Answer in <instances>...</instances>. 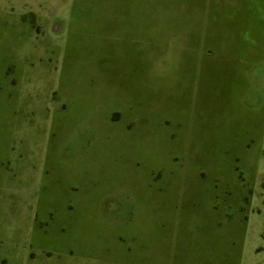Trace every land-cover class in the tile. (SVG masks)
Segmentation results:
<instances>
[{"label": "rangeland", "instance_id": "rangeland-1", "mask_svg": "<svg viewBox=\"0 0 264 264\" xmlns=\"http://www.w3.org/2000/svg\"><path fill=\"white\" fill-rule=\"evenodd\" d=\"M111 3L112 0H0L2 148L10 137L16 143L34 131L46 135H42L46 140L41 139V143L46 141V145L50 137V148L57 141L69 152L71 156L65 160L78 162L91 155L98 170L110 171L120 163L129 169L124 187L114 184L106 189L111 194L123 192L122 209L112 215L101 213L97 221L101 228L96 229V234L70 238L69 242L49 238L43 245L35 235L30 244L31 236L16 235L9 229L0 237V264H173L167 262L163 246L156 243L159 230L154 226L152 200L147 203L145 195L141 211L138 208L137 185L144 181L141 193L147 190L155 180L152 169H161L156 182L159 186L178 169L192 175L193 170L202 169L201 165L215 162L235 167L239 181V195L230 202L214 200L208 205V211L216 215L212 224L219 225L225 249L230 250L224 264H264V125L262 130L252 128L251 138L243 129L246 125L240 124L239 135L246 138L210 140L205 146L204 141L192 140L186 122L194 116L189 105L181 101L182 92L177 88L172 93L169 88L170 73L176 74L178 61L171 64L168 38L164 45L162 39L159 59V73L166 86L155 96V106H161L157 117H153V111L147 115L142 108L136 111L127 94L121 100L111 98L112 75L106 73L110 74L112 64L127 58L131 46L134 51L136 44L141 47L147 43L141 37L130 39L125 27L112 26ZM175 45L179 57V39ZM126 67L124 71L129 76L130 68ZM19 78L31 87L26 92L28 99H15V92L13 99L7 95L12 80ZM114 86L117 88V84ZM133 87L128 85L129 90ZM260 94L264 100V85ZM153 99L151 93V102ZM112 113L119 115L117 120L111 121ZM209 115L210 119H218ZM24 117L37 122L33 131L26 132L27 125L20 122ZM153 120L162 123L160 134L151 132ZM173 133L175 138L170 139ZM260 134L261 140L253 138ZM145 165H151L148 171ZM206 175L209 178L205 180H214L209 173ZM104 192L99 189L98 196ZM111 205V201L107 202L102 209ZM210 206L216 207L215 211Z\"/></svg>", "mask_w": 264, "mask_h": 264}, {"label": "crops", "instance_id": "crops-1", "mask_svg": "<svg viewBox=\"0 0 264 264\" xmlns=\"http://www.w3.org/2000/svg\"><path fill=\"white\" fill-rule=\"evenodd\" d=\"M132 2L128 12L135 13L134 19H125L123 14L122 19L112 18V26L125 27L130 39L141 37L147 43L141 47L136 44L134 51L131 46L132 52L128 48L127 58L112 64V71L106 73L112 75L111 98L121 100L127 94L136 111L142 108L146 115L153 111V117H157L161 106H155V96L166 86L159 73V59L168 38L171 64L178 61L176 74L170 73L169 88L172 93L177 88L182 92L181 101L189 105L194 116L186 122L192 140L204 141L205 146L210 140L246 138L239 135L240 124L246 125L243 129L248 131L245 134L249 138L252 128L262 130L264 100L259 93L264 85V0ZM111 7L117 8V5L112 3ZM120 10L123 13L127 10L124 4ZM162 11H167V20H162ZM178 39L179 57L175 45ZM126 66L130 68L129 76L124 71ZM23 82L21 78L12 80L7 93L10 99L14 92L15 99L29 98L26 92L31 87ZM128 85L134 87L129 90ZM209 114L218 119L208 118ZM118 116L112 113L111 121ZM29 118L20 120L27 125V133L37 123ZM143 122L146 124L149 120ZM167 123L163 121V125ZM151 132L160 134L162 123L153 120ZM42 135L33 131L16 143L10 137V142L2 148L0 134V237L13 229L16 235L31 236L30 244L33 235L39 244L54 237L64 242L79 239L81 235L90 238L101 228L97 225L101 213L112 215L122 209L123 192L117 190L111 194L106 189L114 184L124 187L128 182V165L120 163L109 171L98 170L91 155L78 162L65 160L71 154L57 141L50 148V137L46 145V141L41 143V139L46 140V135ZM253 136L262 138V134ZM174 138L173 133L170 139ZM150 166H144L146 171ZM201 166L192 175L178 169L159 186L156 182L161 169H152L155 180L147 190L141 193L142 186H146L144 181L137 185L138 208L141 211L145 195L147 203L152 200L154 226L159 230L156 243L163 246L169 257L167 262L173 261V264H224L225 255L230 252L228 247L225 249L219 225L212 224L216 215L208 211V205L214 200L230 202L239 195V181L234 174L237 170L217 162ZM206 173L214 180H205L209 178ZM99 189L106 192L104 196H98ZM110 201V208L103 210L102 205ZM210 208L215 211L216 207Z\"/></svg>", "mask_w": 264, "mask_h": 264}, {"label": "trees", "instance_id": "trees-1", "mask_svg": "<svg viewBox=\"0 0 264 264\" xmlns=\"http://www.w3.org/2000/svg\"><path fill=\"white\" fill-rule=\"evenodd\" d=\"M112 3L115 5H117V8L114 7V8H111V13H112V18L113 19H122L124 16H122L123 14H125V19L127 18H130V19H134L133 15L135 16V13L134 12H128V9L130 10L132 5H133V2L132 0H112ZM111 3V4H112ZM121 4H124L125 5V8L127 9L125 11V13H123L120 8H121ZM180 13H178L179 15ZM167 11H162L161 13V18L162 20H167ZM109 16V15H108Z\"/></svg>", "mask_w": 264, "mask_h": 264}]
</instances>
